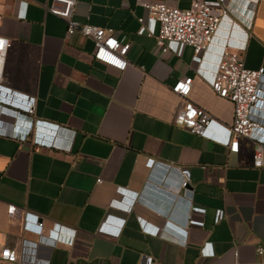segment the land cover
Masks as SVG:
<instances>
[{
  "label": "crops",
  "instance_id": "crops-1",
  "mask_svg": "<svg viewBox=\"0 0 264 264\" xmlns=\"http://www.w3.org/2000/svg\"><path fill=\"white\" fill-rule=\"evenodd\" d=\"M26 1L19 15L17 0H0V31L11 40L0 86L34 107L31 116L0 109V244L37 239L34 264L258 259L264 162L253 164L249 138L229 153L233 104L211 83L226 46L246 66L264 67V0H228L199 58L185 43L156 48L148 21H139L149 15L143 2L156 0H74L78 22L127 36L123 71L92 57V38L67 35V20L48 8L52 0ZM157 1L187 7L192 0ZM184 75L192 76L189 98L212 115L204 135L174 122L182 99L171 87ZM252 117L264 125V108ZM155 160L189 167L188 186L178 188L175 169ZM7 202L37 213L41 235L24 229L20 215L7 217ZM53 228L62 241H49Z\"/></svg>",
  "mask_w": 264,
  "mask_h": 264
},
{
  "label": "built area",
  "instance_id": "built-area-1",
  "mask_svg": "<svg viewBox=\"0 0 264 264\" xmlns=\"http://www.w3.org/2000/svg\"><path fill=\"white\" fill-rule=\"evenodd\" d=\"M21 5L18 14H23L27 1L17 0ZM74 0H52L49 10L67 20V35L79 31L92 38V57L100 62L125 70L129 62L126 58L130 42L125 34L117 35L111 27H103L93 23H80L71 16ZM143 6L148 10V17H139L140 22L148 23L145 27L149 35L155 37L156 48L168 51L170 44L185 43L193 49L194 56H199L206 50L212 40L218 25L229 11L228 0H192L187 7L168 5L164 1H145ZM3 15L0 12V24ZM0 85L4 81V63L8 48L11 45L9 37L0 31ZM192 76L184 75L178 78L171 89L181 99L182 105L175 114L174 122L188 128L191 132L204 135L212 119L211 113L189 98ZM213 91L233 104V118L229 125L228 150L237 152L239 138H249L254 142L252 162L261 166L264 162V125L252 117V109L264 108V67L257 68L245 65L240 51L224 47L218 62L214 79L211 83ZM4 100L0 102L1 116H16L20 114L31 116L33 104L25 101L22 94H12L7 88L0 86ZM0 116V117H1ZM14 127V123L13 126ZM4 126L0 119V131ZM155 166L167 169L172 167L178 176V188H186L191 177L187 166L171 165L155 160ZM101 182V178H97ZM6 215L9 218L22 217L24 229L41 235L44 226L41 217L32 211L22 209L13 202H7ZM29 222L33 224L30 225ZM49 241L55 243L59 239L58 231L49 232ZM71 239L67 243H72ZM38 240L22 236L19 247L10 244H0V264H34ZM259 258L251 262H243L238 258L234 264H264V245L256 248ZM144 264H156L151 256L146 257Z\"/></svg>",
  "mask_w": 264,
  "mask_h": 264
},
{
  "label": "water",
  "instance_id": "water-1",
  "mask_svg": "<svg viewBox=\"0 0 264 264\" xmlns=\"http://www.w3.org/2000/svg\"><path fill=\"white\" fill-rule=\"evenodd\" d=\"M112 114H113V112H112ZM188 186V185H187Z\"/></svg>",
  "mask_w": 264,
  "mask_h": 264
},
{
  "label": "snow or ice",
  "instance_id": "snow-or-ice-1",
  "mask_svg": "<svg viewBox=\"0 0 264 264\" xmlns=\"http://www.w3.org/2000/svg\"><path fill=\"white\" fill-rule=\"evenodd\" d=\"M0 43H2V42H0Z\"/></svg>",
  "mask_w": 264,
  "mask_h": 264
}]
</instances>
